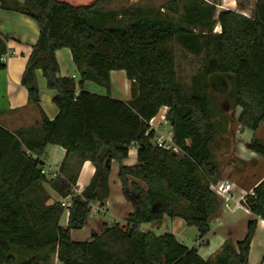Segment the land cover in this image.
I'll return each mask as SVG.
<instances>
[{"label": "trees", "instance_id": "1", "mask_svg": "<svg viewBox=\"0 0 264 264\" xmlns=\"http://www.w3.org/2000/svg\"><path fill=\"white\" fill-rule=\"evenodd\" d=\"M109 0H0V7L36 21L39 35L32 46L21 83L39 104L36 71L55 90L59 109L52 120L41 112L39 127L8 131L0 125V264H249L257 218L264 220V180L245 195L254 216L244 237L226 240L208 259L196 245L179 242L173 233L156 234L142 224L179 218L197 230L202 242L210 222L222 211L223 199L211 188L219 178L212 144L217 135L209 90L226 91L238 106L237 122L256 131L264 123V0H255L251 15L218 9L215 0H166L162 5L134 4L108 9ZM218 27V30H215ZM7 37L0 36L1 56ZM70 49L80 80L58 76L55 51ZM202 55V66L181 84L176 48ZM123 70L130 80V99L110 96V72ZM86 81L105 88L96 94ZM178 153L158 147L149 121L161 107ZM221 124V123H220ZM136 145L135 165L122 162ZM49 144L65 149L54 177L44 172L42 156ZM248 149L264 158L255 136ZM94 174L77 192L83 162ZM112 160L119 163L122 192L133 205L123 222L101 223L89 239L75 241L92 211L109 196ZM139 181V182H137ZM48 184L61 199L49 202Z\"/></svg>", "mask_w": 264, "mask_h": 264}, {"label": "crops", "instance_id": "2", "mask_svg": "<svg viewBox=\"0 0 264 264\" xmlns=\"http://www.w3.org/2000/svg\"><path fill=\"white\" fill-rule=\"evenodd\" d=\"M155 1H161L160 4L155 5L160 6L166 0H109L106 8L116 9L134 4L154 5L150 2L154 3ZM223 3L226 7L218 9L237 10L242 14H245L243 11L247 9V5L244 1L223 0ZM254 4L255 0L252 10L248 9L250 13H252L254 9ZM238 5L241 10L237 9ZM38 35V25L36 21L31 17L0 7V36L7 37L6 46L7 52L9 53L8 58L5 60V67L3 69H0V125L11 132L19 129L39 127L41 124V112H43L45 117L50 120L54 119L59 112L58 107L52 100L55 94V90L47 87L46 80L43 77L41 70L36 71V81L39 89L38 105H35L31 102V100L29 99L27 88L21 83L23 71L32 51V46L38 39ZM55 58L59 67L58 76L72 77L76 82L80 80L79 72L72 61L70 49L65 47L57 49L55 51ZM110 81L111 97L123 101H127L130 99L131 82L126 77V74L123 70H112L110 72ZM84 88L92 93L101 95L106 94L105 88L95 84L92 81H86L84 84ZM238 139L239 142L237 150L239 152L240 159L244 160L245 162L250 161L256 163V165H258V163L260 162H264V158L248 149L247 145L250 141H243L241 140V138ZM136 150V145L134 143H131L129 146L128 157L122 162L124 165L131 166L137 163ZM64 156L65 149L63 147L56 144H49L46 146V149L42 156V160L44 162L45 175L48 179L54 177L58 172ZM118 169V161L112 160L108 178V198L105 200L104 205L99 212H95L93 210L94 207L99 206V203L95 202L92 204V216L88 217V220L83 228H81L80 230H76V232L79 233H74L75 236H73L72 234L74 230H71L70 236L72 239H75L74 237H76L75 240L80 241L82 240V238L79 237H85L84 239L88 240L91 231H99L101 223L105 222L108 224H113L114 222H123L128 214L132 212L133 205L129 200L126 199L122 192V185L120 179L118 178ZM236 172L240 174L241 171L237 170ZM93 174L94 166L90 161L86 160L85 162H83L77 178L76 188L78 192L89 184ZM239 179L240 177L235 175L234 168L231 167L229 169L228 176L225 178L219 176L216 182L222 180L232 182L234 186L230 193L235 200L242 195L251 193L252 188L255 186V184L261 180H264V172L255 177L253 182L247 186H241V180ZM45 186L50 196V203L61 199L60 195L53 189H51L48 184H45ZM234 200L230 201V208H226L225 204H223L220 216L217 219L211 221L213 222L216 220L218 222V224H216V227H219L222 225L225 219H231L228 224L224 225L225 230L218 231V228L214 229L210 226V232L202 242L196 240L198 234L197 233L193 234L194 236L190 243L185 244V242L182 241V239L179 238V236L174 233L173 230H171L173 229V222L179 218H169L167 215L163 216L162 222H160L159 224L146 223L142 224L141 228L144 230L153 231L156 234H161L164 232L173 233L178 241L183 243L184 245L188 247L196 245L199 255L203 259H208L213 255V253H216L221 248L226 240H230L233 243L241 240L242 238L237 239L232 237L236 225H239V223L241 222V225L239 228H237V230L242 231V233L244 234L246 233L248 220L254 217L251 213L246 214L239 208L231 211L230 209L235 204ZM105 212L112 214V216L114 217L113 220H105L97 217H102ZM67 219L68 213L64 212L62 217L60 218V225L65 227L67 224ZM178 224L179 226H183L182 223ZM86 226H88L89 228V233L87 232L88 229H85ZM185 226L187 225L185 224ZM260 226H264V220L257 218L256 228ZM248 262L249 264H255L254 262L250 261L249 255Z\"/></svg>", "mask_w": 264, "mask_h": 264}, {"label": "rangeland", "instance_id": "3", "mask_svg": "<svg viewBox=\"0 0 264 264\" xmlns=\"http://www.w3.org/2000/svg\"><path fill=\"white\" fill-rule=\"evenodd\" d=\"M217 4L222 5L223 0H215ZM227 1V0H225ZM244 1L247 5V9L243 11L247 15H251L248 11L252 10L254 0H240ZM154 5H158L161 1L150 2ZM238 10H241L239 5L237 6ZM215 30H218V27H215ZM202 66V55H193L187 53L186 51L182 50L180 47L176 48V70L179 77V80L182 85L187 86L190 84L191 76L198 71ZM226 91L219 92L213 88L209 90V94L211 96V104L213 108V120L216 123L217 127V135L212 144V152H213V159L217 163L218 166V174L220 177H227L229 169L231 167L234 168V172L236 176H239L241 180V186H247L253 182L255 177L259 174L264 172V162L256 163L253 162H245L244 160L239 158L238 142L239 139L245 141H250L253 136L258 140L259 143L264 144V123H262L256 131H252L249 128L242 127L237 122V116L239 114L240 108L238 106H233V104L229 103V92L231 90V82L229 79L226 82ZM158 119V116L156 120ZM155 120V121H156ZM221 123V124H220ZM164 127L165 133H167L170 129L169 124H161L158 127V130H162ZM241 171L238 174L236 171ZM216 181H213L211 184H214ZM46 188V186H45ZM48 192V191H47ZM232 205V204H231ZM89 216H92L90 213ZM105 220H113V216L110 213H104L103 216H97ZM241 219V218H239ZM231 219H225L221 226L216 227L218 222L215 220L211 222V228H218V231L225 230L226 224L230 222ZM244 220V219H243ZM240 221V220H239ZM244 222V221H242ZM178 223H182L183 226H179ZM90 225V224H89ZM236 225V224H235ZM239 225H236L234 233L232 235L233 238L241 239L243 238L244 234L242 231H238ZM238 226V227H237ZM173 232L176 233L185 244L190 243L193 234H197V230L193 226H185L183 220L176 219L172 224ZM85 229H88L87 232L89 233V228L86 226ZM85 231V230H84ZM74 233H79L74 230L72 232L73 236ZM198 235V234H197ZM76 239V237H74ZM82 238L80 241H85V237ZM73 239V240H75ZM77 241V240H75ZM215 253H213L214 255ZM250 261L254 262L255 264H264V226H260L256 228L253 238L250 244V252H249Z\"/></svg>", "mask_w": 264, "mask_h": 264}, {"label": "built area", "instance_id": "4", "mask_svg": "<svg viewBox=\"0 0 264 264\" xmlns=\"http://www.w3.org/2000/svg\"><path fill=\"white\" fill-rule=\"evenodd\" d=\"M222 7H226L224 3L222 5L217 4V8H222ZM8 56H9V53L5 52L1 56V60L5 62ZM167 111H168V108L165 106L159 109L157 115L154 116L149 121V130L155 131V136L153 139L155 145H157L158 147L164 148V149L171 150L174 153H178L180 149L173 142L171 129H169L167 133H165L164 127L162 128V130H158V127L161 126V124L163 123L169 124V122L166 119ZM157 116H158V119L156 120ZM42 172L45 173L44 170ZM233 186L234 184L227 180H222V181L215 182L214 184H211V188L223 199V202L226 208H230V201L234 200L233 196L230 193L231 190L233 189ZM60 201H61V205L65 207V212L68 213V207L71 205L70 200L68 198H62L60 199ZM234 202L235 204L230 209L231 211H233L236 208H239L244 213L250 214V208L246 205V202H245V195H242L239 198L235 199ZM93 210L95 212H99L101 211V208L98 206V207H94Z\"/></svg>", "mask_w": 264, "mask_h": 264}]
</instances>
